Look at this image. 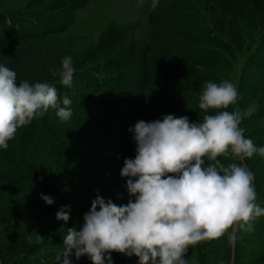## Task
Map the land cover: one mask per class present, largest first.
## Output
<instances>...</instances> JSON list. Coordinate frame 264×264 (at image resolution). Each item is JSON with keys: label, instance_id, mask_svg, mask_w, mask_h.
<instances>
[{"label": "trees", "instance_id": "trees-1", "mask_svg": "<svg viewBox=\"0 0 264 264\" xmlns=\"http://www.w3.org/2000/svg\"><path fill=\"white\" fill-rule=\"evenodd\" d=\"M87 2L50 0L48 9L70 15L69 21L42 12L33 16L0 10V65L16 72L17 84L54 85L61 99L68 96L72 108L68 121L50 108L18 129L7 149L0 148V225L16 219L34 222L56 217L62 206L70 205L67 229H79L81 225L73 223V218L90 211L97 196L109 198L120 184L125 159L135 158L137 144L129 129L140 120H162L168 114L187 116L190 122L215 114L214 110L205 113L198 106L203 85L209 80L230 81L229 67L241 54L247 58V71L255 69L260 75L249 77L250 84L241 82L235 107L242 113L258 115L259 126H254L248 115L241 125L250 122L254 128L245 138L254 140L257 148L264 147V0H159L154 11L150 10L151 0H145L151 28L147 42L112 25L97 43L69 31L76 10ZM65 56L72 57L73 81L82 82L88 91L59 82ZM92 131L97 132L93 136L96 142L100 133L107 135L104 156L94 157L90 163L72 162L75 143L85 136L90 139L88 133ZM43 138L45 145L40 141ZM258 154L242 163L256 169L254 157ZM218 159L226 165L241 163L231 157ZM102 165L109 170L100 180L97 172ZM261 172L255 173L260 180L254 186L256 202L264 208V170ZM41 193L55 202L47 204ZM261 226L264 216L257 217L247 230L262 231ZM60 238L55 235L44 240L40 248L54 249L51 245L61 242ZM33 241L26 246L36 254L40 248ZM63 248L62 243L61 250H52L54 259L62 257ZM232 251V242L224 235L190 246L184 258L187 264H230ZM112 254L122 264H138L135 255ZM30 258L22 260L23 264L28 260L50 264L48 256L43 261L37 256ZM56 260L54 264H60ZM72 260L73 264H92L87 256L79 260L73 256Z\"/></svg>", "mask_w": 264, "mask_h": 264}, {"label": "clouds", "instance_id": "clouds-1", "mask_svg": "<svg viewBox=\"0 0 264 264\" xmlns=\"http://www.w3.org/2000/svg\"><path fill=\"white\" fill-rule=\"evenodd\" d=\"M143 6L145 0H138ZM159 0H151L155 10ZM59 82L71 87L75 69L65 56ZM16 72L0 65V148L7 149L17 130L42 117L50 108L63 121L72 116L71 100L58 96L47 82H16ZM237 86L228 80L206 81L198 97L205 113L199 122L187 116L165 115L162 120L138 121L129 131L137 144L135 158H126L121 170L130 197L124 205L97 196L83 224L69 227L60 264L87 256L92 264H113L112 252L138 257V264H187L190 246L251 228L264 216L257 204L254 174L242 163L255 153L264 156L245 138L244 115L237 105ZM232 110H229V109ZM218 157L241 163L225 164ZM206 160L208 163L206 164ZM49 205L54 198L41 193ZM71 206H62L57 220L70 219Z\"/></svg>", "mask_w": 264, "mask_h": 264}, {"label": "rangeland", "instance_id": "rangeland-1", "mask_svg": "<svg viewBox=\"0 0 264 264\" xmlns=\"http://www.w3.org/2000/svg\"><path fill=\"white\" fill-rule=\"evenodd\" d=\"M50 0H0V10L9 11L12 14L26 13L28 15H33L42 12L44 15H55L57 18H60L61 21L71 20L70 15H60L55 11L48 9ZM75 21L69 27L70 33L76 36H88L91 41L97 43L98 40L102 37L104 32L110 28L112 25L121 27L127 30V33L132 36V38L147 42L151 35V28L148 23V10L145 6H140L138 0H88L87 4L83 7H80L76 10ZM36 29V27H33ZM131 38V37H130ZM247 58L239 55V58L234 61L231 69L229 67V72L231 74L230 82H233L237 89L241 85V82H246L250 84V78H258L260 74L257 71H247L246 67ZM248 80V81H247ZM72 87L79 88L78 90L88 91V87L82 82H74ZM77 90V91H78ZM75 95H77L75 93ZM84 99V98H82ZM83 100H80L82 104ZM84 107H87L83 105ZM235 107V106H234ZM238 107V106H237ZM239 108V107H238ZM242 112V110L239 108ZM258 115L250 114L248 118H252L254 126H259L262 122L257 119ZM244 116L242 122H244ZM244 125H240L244 129V135H249L254 126L251 127V123L246 120ZM134 128V127H133ZM251 130V131H250ZM79 133H82L79 131ZM97 132H89L88 136L90 139L80 140L78 143H75L77 147L72 148V154L70 159L74 163H90L94 157L104 156L106 140L103 133H98L100 136V141L96 142L95 137ZM133 136L134 133L132 132ZM88 137V138H89ZM93 139V140H92ZM261 139V138H260ZM44 138L40 141L44 143ZM92 140V142H90ZM98 141V140H97ZM254 144L255 141L253 140ZM46 143H44L45 145ZM256 145V144H255ZM75 149V150H74ZM36 150H41L38 148ZM76 150L81 151L82 153L76 152ZM97 154V155H96ZM254 156V155H253ZM256 169L248 168L254 174V184H256L257 176L255 173L262 175V170H264V160L261 161L264 157L257 155L256 157ZM261 158V159H260ZM34 159V158H33ZM32 159V160H33ZM93 171L94 169H89ZM109 170V167L102 165L98 168L97 174L102 178H105L106 172ZM127 179L128 177L120 178V184L114 189L113 193L109 198H105V201L111 199L117 205L126 204L127 198L129 197L127 191ZM24 203L28 204L26 200H23ZM85 213L81 214L79 217L73 218V223L78 225L83 224V216ZM262 217V216H260ZM256 219V218H255ZM255 219L252 221V224L255 223ZM262 229L249 231V230H240L236 233L235 240L232 242V256L230 264H264V226L259 227ZM67 225L63 220H57L54 217L43 218L39 221L28 222L24 219H16L12 223H2L0 225V264H16V262H22L28 257L32 258L41 257V260H45V256H48V261L50 264H54L53 251H59L62 248V243L64 241V236L67 234ZM60 235L61 242L57 245H51L52 248H40V244L44 240ZM35 240V242L40 250L33 254L26 244ZM112 255L113 264H122L119 260L116 259V256ZM88 258V257H87ZM89 259V258H88ZM57 261V260H56ZM23 264V262H22ZM25 264H38L36 261H26Z\"/></svg>", "mask_w": 264, "mask_h": 264}]
</instances>
